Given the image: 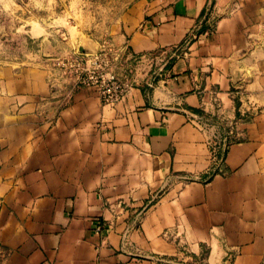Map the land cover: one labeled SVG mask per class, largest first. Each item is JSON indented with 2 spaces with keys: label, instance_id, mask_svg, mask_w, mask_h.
<instances>
[{
  "label": "crops",
  "instance_id": "0c3cea01",
  "mask_svg": "<svg viewBox=\"0 0 264 264\" xmlns=\"http://www.w3.org/2000/svg\"><path fill=\"white\" fill-rule=\"evenodd\" d=\"M114 30L161 61L114 105L74 86L62 106L52 45L26 63L0 44V264H264V0L142 3ZM237 89L254 115L222 173L196 120L234 119Z\"/></svg>",
  "mask_w": 264,
  "mask_h": 264
},
{
  "label": "rangeland",
  "instance_id": "374dc122",
  "mask_svg": "<svg viewBox=\"0 0 264 264\" xmlns=\"http://www.w3.org/2000/svg\"><path fill=\"white\" fill-rule=\"evenodd\" d=\"M157 1L0 0V44L9 56L26 63L37 62L50 44L55 58L72 57L81 52L84 39L113 58L120 51L114 28L131 7ZM160 62L154 60L152 71Z\"/></svg>",
  "mask_w": 264,
  "mask_h": 264
},
{
  "label": "built area",
  "instance_id": "2783aa9c",
  "mask_svg": "<svg viewBox=\"0 0 264 264\" xmlns=\"http://www.w3.org/2000/svg\"><path fill=\"white\" fill-rule=\"evenodd\" d=\"M133 62H148L153 66L154 57L147 53H141L126 56L118 54L112 58L100 49L94 53L79 52L72 57L52 59V66L59 68L64 75L73 80V86L64 91L62 106L70 101L74 86L94 88L100 94L105 105H114L122 101L132 87L130 74ZM241 94V89L234 91L236 101L239 102L237 105L238 116L234 119H228L216 113L212 118L203 122L196 120V123L203 128H209L211 123L217 127L211 135L209 143L212 159L222 173L226 172L224 166L229 146L237 139L231 129L240 122L251 120L254 115L252 109H242L240 105ZM219 107L220 105L217 106V108ZM158 197L159 195L155 196L154 200H157Z\"/></svg>",
  "mask_w": 264,
  "mask_h": 264
},
{
  "label": "water",
  "instance_id": "95a60500",
  "mask_svg": "<svg viewBox=\"0 0 264 264\" xmlns=\"http://www.w3.org/2000/svg\"><path fill=\"white\" fill-rule=\"evenodd\" d=\"M79 48L81 52H97L99 50L98 46L93 48V47L87 46L86 43H83Z\"/></svg>",
  "mask_w": 264,
  "mask_h": 264
},
{
  "label": "trees",
  "instance_id": "16d2710c",
  "mask_svg": "<svg viewBox=\"0 0 264 264\" xmlns=\"http://www.w3.org/2000/svg\"><path fill=\"white\" fill-rule=\"evenodd\" d=\"M204 13H205V10H204ZM207 26H208L207 24H204V26L202 27V29L200 30V32L205 31L207 29ZM236 103H237V105H239V102L238 101H236ZM195 264H203V263L201 262L200 259H197V261H196Z\"/></svg>",
  "mask_w": 264,
  "mask_h": 264
}]
</instances>
